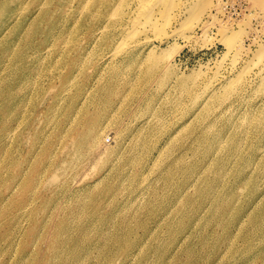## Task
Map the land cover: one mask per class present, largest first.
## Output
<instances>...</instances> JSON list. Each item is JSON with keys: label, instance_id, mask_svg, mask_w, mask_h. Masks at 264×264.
<instances>
[{"label": "rangeland", "instance_id": "obj_1", "mask_svg": "<svg viewBox=\"0 0 264 264\" xmlns=\"http://www.w3.org/2000/svg\"><path fill=\"white\" fill-rule=\"evenodd\" d=\"M257 1H210L217 19H200L191 39L153 44L173 52L180 74L222 66L224 76L235 53L223 39L242 31L240 70L264 50ZM38 6L0 0V264H264V148L254 130L226 131L229 113L205 136L213 148L224 138L210 163L191 95L136 68L107 84L112 70L101 66L133 50L142 57L145 36L124 40L120 55L117 38H91L80 52L77 33L53 40L32 22ZM11 7L22 19L3 22ZM252 104L263 116L264 98Z\"/></svg>", "mask_w": 264, "mask_h": 264}, {"label": "bare ground", "instance_id": "obj_2", "mask_svg": "<svg viewBox=\"0 0 264 264\" xmlns=\"http://www.w3.org/2000/svg\"><path fill=\"white\" fill-rule=\"evenodd\" d=\"M5 1L11 2L12 0ZM17 1L19 2L20 0ZM31 1L37 3V5L39 4L37 7L38 11L33 15L32 22L41 20L43 23L42 31L50 34L53 40H56L55 35L59 33H77V45L79 46L77 51L80 52H85L91 48L93 44L91 38L99 41L106 39L103 43L104 45L109 43L110 38H117L120 40L114 42L115 46L113 51L116 55H120L119 46L124 40L145 36L141 41L137 42V46L143 45L148 48L146 52H143L144 55L142 57L139 56L136 50H133L127 53L122 59H107L101 66V68H103L101 71L108 69L112 70V75L107 84H111L110 82L113 80L114 75L120 72L121 68H136L140 74L143 72V79L148 83L156 82L159 86L162 85L166 89L171 85H175L184 93L186 92L191 95V99L192 97L194 98L197 104L196 107H198L196 110L197 114L202 112V114L205 115L203 117L205 120L201 125V132H198L197 140L208 144L207 154L204 156H206V158L209 157L210 163H214L218 160L219 157L215 154V151H221L224 138L220 139V142H218V144L216 143L217 146L213 148L205 136H207V133L217 124L223 123L224 121H221L227 118L229 113L231 115L227 121L225 120L226 123H223V128L225 130L229 129L230 132L236 131L239 127L241 129H238L237 132L246 127L249 128V130L253 129L255 135H257V142L260 143V148H264L262 144L264 143V115L262 116L260 112V105H251V103L255 101V98H264V50L261 52L258 51L260 53L256 54L257 58L255 62L254 60L246 62L243 68L236 70L237 67H234V65L238 61L239 55L242 54L240 42L239 45H237V37L243 32H237L238 34L236 37L232 33L231 36L230 34H226L225 39H223L226 43L224 44L227 45L230 51L235 53L233 67L228 74L224 76L221 75L220 69L222 66H219L221 68L215 70L211 74L201 75L200 72L197 73L193 71L189 74H180L171 60L173 52L168 51V49L160 50V48H158L160 46L157 47L153 44L154 38L160 39L162 42L166 43H168L171 38L173 39V37L185 40L191 39V36L195 33L200 24V19H204L206 16L212 17L213 20L217 19L215 14H210L208 10L210 8L209 6L212 5H209V3L213 0H50L51 4L49 8H46V4L43 1ZM74 2H77V5L72 7ZM87 3H92L90 10H88ZM220 4L217 5V7H221ZM13 10L14 7H11L7 11L3 18V22L12 18L22 19L19 17V14ZM192 20L195 21L194 24L196 23L193 26L188 24ZM0 21H2V18H0ZM74 21L75 23H73ZM78 23H80V28L78 27ZM68 24L70 25L68 26ZM71 26L73 27L71 28ZM203 28L208 30L209 25H205L204 22ZM21 31L22 28L15 34H19ZM262 49L261 47V50ZM112 55L113 54L110 56ZM121 82H125V79H122ZM164 87L162 89H164ZM176 89L171 90L173 91ZM168 92H170V90ZM247 92H249L248 95H246ZM238 114H246V116L249 114L253 117H250L251 121L246 120L247 123L243 126L242 120V124H238L242 118V116ZM235 116L239 117L236 118ZM243 119L245 120V118ZM101 133L102 131L98 133V136H101ZM243 133L246 134L245 132ZM248 133L246 134L247 136L249 135ZM221 137H223V135ZM213 142L215 143V140ZM225 159L227 160V158L221 159L222 164L226 161ZM210 163L208 165H210ZM215 187L216 184L214 182H208L207 192L213 191Z\"/></svg>", "mask_w": 264, "mask_h": 264}]
</instances>
